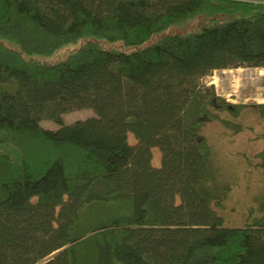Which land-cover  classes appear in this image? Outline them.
<instances>
[{"label": "trees", "instance_id": "16d2710c", "mask_svg": "<svg viewBox=\"0 0 264 264\" xmlns=\"http://www.w3.org/2000/svg\"><path fill=\"white\" fill-rule=\"evenodd\" d=\"M233 62L264 67V0H0V264H264V192L227 226L201 134L245 131L249 105L203 83Z\"/></svg>", "mask_w": 264, "mask_h": 264}, {"label": "rangeland", "instance_id": "374dc122", "mask_svg": "<svg viewBox=\"0 0 264 264\" xmlns=\"http://www.w3.org/2000/svg\"><path fill=\"white\" fill-rule=\"evenodd\" d=\"M206 20L199 18L183 28H173L171 33H185L201 26ZM82 42L66 45L50 57L43 58L44 62L56 63L64 60L76 51ZM116 48L127 50L120 44ZM214 84H209L211 81ZM207 86H214L216 93L230 103H244L249 107L238 118L245 126V131L234 134L225 129L219 122H208L201 134L212 145L215 166L222 173V178L232 184L228 197L224 200V207L216 209L227 226L243 225L251 214L258 215L259 202L257 198L264 192V172L257 166V154L264 148V122L259 117L255 104L264 103V67H243L236 62L226 68L215 70L203 78ZM95 111L86 102L77 107H68L63 115L66 124L76 120L94 116ZM221 116H230L221 113ZM41 125L47 129H58L59 125L51 120H42ZM129 140L134 143V136L129 134ZM152 163L156 167L161 165V153L153 148ZM116 264H121L117 262Z\"/></svg>", "mask_w": 264, "mask_h": 264}, {"label": "built area", "instance_id": "2783aa9c", "mask_svg": "<svg viewBox=\"0 0 264 264\" xmlns=\"http://www.w3.org/2000/svg\"><path fill=\"white\" fill-rule=\"evenodd\" d=\"M209 84H214L217 87V84L215 83V81H211Z\"/></svg>", "mask_w": 264, "mask_h": 264}]
</instances>
